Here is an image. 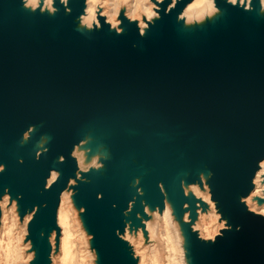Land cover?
Wrapping results in <instances>:
<instances>
[{"label":"water","instance_id":"obj_1","mask_svg":"<svg viewBox=\"0 0 264 264\" xmlns=\"http://www.w3.org/2000/svg\"><path fill=\"white\" fill-rule=\"evenodd\" d=\"M191 1L155 0L144 27L122 6L117 28L83 24L87 0H0V201L32 214L20 264H52L64 191L94 264H140L125 233L149 240L167 204L186 264H264L245 200L264 160V2L214 0L187 22ZM195 184L224 221L214 238L195 228L210 209Z\"/></svg>","mask_w":264,"mask_h":264},{"label":"bare ground","instance_id":"obj_2","mask_svg":"<svg viewBox=\"0 0 264 264\" xmlns=\"http://www.w3.org/2000/svg\"><path fill=\"white\" fill-rule=\"evenodd\" d=\"M39 1L32 0V2H27V4L37 5ZM243 1L249 3L250 0H241L242 3ZM44 2L45 6H52L53 0H44ZM175 2L176 0H173V3ZM122 6L126 8V15L133 20L138 19L140 26L144 27L146 20L154 17L157 3L155 0H87L82 22L88 25L98 22V14L100 13L107 17L108 22L118 28L120 23L119 11ZM215 9L214 0H192L184 9L183 17L187 19V22H190L193 19H201ZM258 171L254 190L245 200L248 207L264 215V203L259 205L254 199L255 195L264 197V160L261 162V168ZM56 174L55 171L52 172L49 183L53 182ZM191 190L210 205L208 211L200 210L199 220L196 222L195 228L200 230V234L204 238H214L220 232L219 229L225 226L224 222L221 221L219 225L217 224L220 215L216 211L209 193L200 190L196 184L191 186ZM61 195L62 198L58 208V224L61 230L60 250L53 254L52 264H94L92 250L88 247L89 236H86L85 230L80 227L78 212L72 204L71 192L64 191ZM4 196L0 201L2 210V219L0 221V264L28 262L32 259L33 254L30 251L27 252V250H30V244L25 238L28 233L27 223L31 219L32 214H28L20 222L19 214L16 213V202H10L8 195ZM153 216V220L146 221L149 240L146 241L144 232L141 229L138 232H131L127 229L125 233V238L134 247L139 263L186 264L184 262L181 237L173 220L170 206L167 204L164 212L155 211ZM55 235L56 232H54L52 237V244L55 242Z\"/></svg>","mask_w":264,"mask_h":264},{"label":"rangeland","instance_id":"obj_3","mask_svg":"<svg viewBox=\"0 0 264 264\" xmlns=\"http://www.w3.org/2000/svg\"><path fill=\"white\" fill-rule=\"evenodd\" d=\"M78 219H79V217H78ZM20 222H21V220H20ZM222 222H224L223 220H222ZM79 223H80V219H79ZM219 223H221V220L219 219L218 221H217V224L219 225ZM80 227H81V225H80ZM225 227V226H224ZM223 228V227H222ZM222 228H220L219 229V231L222 229ZM30 250H27V252H29ZM29 262V261H28ZM20 263H22V262H20ZM19 263V264H20Z\"/></svg>","mask_w":264,"mask_h":264},{"label":"clouds","instance_id":"obj_4","mask_svg":"<svg viewBox=\"0 0 264 264\" xmlns=\"http://www.w3.org/2000/svg\"><path fill=\"white\" fill-rule=\"evenodd\" d=\"M26 2H28V3H29V2H32V0H26Z\"/></svg>","mask_w":264,"mask_h":264},{"label":"snow or ice","instance_id":"obj_5","mask_svg":"<svg viewBox=\"0 0 264 264\" xmlns=\"http://www.w3.org/2000/svg\"><path fill=\"white\" fill-rule=\"evenodd\" d=\"M237 2V0H233V3Z\"/></svg>","mask_w":264,"mask_h":264}]
</instances>
